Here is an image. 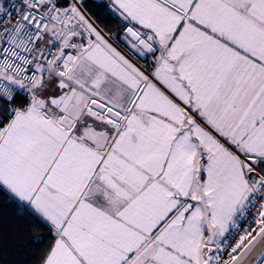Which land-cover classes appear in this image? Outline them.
Returning a JSON list of instances; mask_svg holds the SVG:
<instances>
[{
  "label": "snow or ice",
  "instance_id": "snow-or-ice-1",
  "mask_svg": "<svg viewBox=\"0 0 264 264\" xmlns=\"http://www.w3.org/2000/svg\"><path fill=\"white\" fill-rule=\"evenodd\" d=\"M97 6L115 30L0 0V192L39 264H264V0Z\"/></svg>",
  "mask_w": 264,
  "mask_h": 264
},
{
  "label": "trees",
  "instance_id": "trees-1",
  "mask_svg": "<svg viewBox=\"0 0 264 264\" xmlns=\"http://www.w3.org/2000/svg\"><path fill=\"white\" fill-rule=\"evenodd\" d=\"M99 0H88L89 10L106 30H115V18L104 13ZM47 235V230L35 225L31 217L17 214V208L0 192V264H39L40 253L32 238ZM49 241L46 239L44 245Z\"/></svg>",
  "mask_w": 264,
  "mask_h": 264
}]
</instances>
